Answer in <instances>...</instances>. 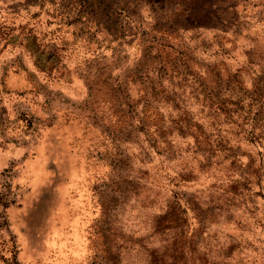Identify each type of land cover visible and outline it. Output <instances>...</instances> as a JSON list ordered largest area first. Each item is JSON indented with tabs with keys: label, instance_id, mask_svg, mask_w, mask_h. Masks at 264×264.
Masks as SVG:
<instances>
[{
	"label": "rangeland",
	"instance_id": "obj_1",
	"mask_svg": "<svg viewBox=\"0 0 264 264\" xmlns=\"http://www.w3.org/2000/svg\"><path fill=\"white\" fill-rule=\"evenodd\" d=\"M0 264H264V0H0Z\"/></svg>",
	"mask_w": 264,
	"mask_h": 264
},
{
	"label": "trees",
	"instance_id": "obj_2",
	"mask_svg": "<svg viewBox=\"0 0 264 264\" xmlns=\"http://www.w3.org/2000/svg\"><path fill=\"white\" fill-rule=\"evenodd\" d=\"M152 49H154V47H152ZM155 51L162 58V60L159 61L161 63V66L158 69L155 68L154 70L155 73H158L157 76H159L160 81L154 82V79L153 77H151V74H144L141 78V98L142 101L147 104V107L148 104L150 105L154 103V101H156L158 97L161 100L169 101V91L167 92L162 89V79L168 80L171 84H173V80L176 78L184 82H190L191 85L197 87V89L204 88L206 90L205 96L207 98H217L216 92L218 90V86L211 85L209 81L214 76L217 77V79L221 76V68L219 69L218 66H204L200 62H197L193 58V54L190 48L183 44L179 46V49H176L175 46H165L164 48H156ZM165 55L167 59L164 58ZM214 107L216 112L218 111L217 109L220 110L218 103ZM146 112L149 113V115L147 116L144 115L146 120L153 119V121H155L156 119L158 123L156 124L155 121L156 126L151 127V129H153V132L150 134V136L152 137L153 141L157 143L162 140L170 150L169 145L166 143V141L163 140L165 136L163 129L159 127L160 117L155 112L150 111L149 108H145V114ZM180 127L189 128L188 126H184L183 124L180 125ZM192 128L197 130L198 126L192 124L190 129ZM200 137L201 136H197L196 140L198 141ZM204 140L199 141L200 146L205 144Z\"/></svg>",
	"mask_w": 264,
	"mask_h": 264
}]
</instances>
